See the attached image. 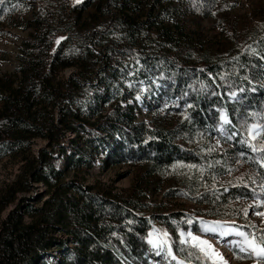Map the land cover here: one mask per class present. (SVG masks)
<instances>
[{
  "label": "trees",
  "instance_id": "trees-1",
  "mask_svg": "<svg viewBox=\"0 0 264 264\" xmlns=\"http://www.w3.org/2000/svg\"><path fill=\"white\" fill-rule=\"evenodd\" d=\"M17 1L3 0L0 16ZM33 1L19 69L0 77V161L11 155L21 162L16 178L0 192V213L19 193L40 183L46 190L39 206L22 211L19 204L0 218V264H47L54 249L61 251L54 264H148L146 238L155 219L157 229H170L174 253L186 256L179 251L185 246L177 226L205 215L149 205L139 185L124 195L68 179L103 154L108 168L143 163L145 179L156 180L157 187L172 174L181 186L170 185L166 197L188 196L208 207L209 218L242 221L230 204L240 195L249 198L254 188L241 193L230 184L225 191L232 157L221 159L211 139L227 142L217 133V109H223L232 121L224 129L236 133L230 139L234 149L225 152L243 153L256 181L264 183V152L239 142L247 139L243 122L264 124V85L257 83L264 71V25L255 43L226 54L183 29L177 0ZM90 8L95 11L85 16ZM130 58L143 77L159 78L157 106L165 98L177 104L167 109L179 116L175 123L137 122L134 107L124 104L135 94L119 60ZM66 69L72 72L62 77ZM237 90L241 98L231 100L227 94ZM37 139L45 145L34 154ZM240 221L236 227L251 232ZM192 264H199L195 256Z\"/></svg>",
  "mask_w": 264,
  "mask_h": 264
},
{
  "label": "rangeland",
  "instance_id": "rangeland-1",
  "mask_svg": "<svg viewBox=\"0 0 264 264\" xmlns=\"http://www.w3.org/2000/svg\"><path fill=\"white\" fill-rule=\"evenodd\" d=\"M182 5L180 15V25L187 32L192 34L199 43L213 44L214 51L222 50L226 54L236 49H246L247 45L255 43V38L258 31L264 25V0H177ZM5 11L0 16V77L4 74H14L19 69V47L23 39L29 33V22L32 20L33 13L36 11V6L33 0H18L16 4H9L4 7ZM141 9H146L142 6ZM94 8H90L85 16L94 12ZM259 29V30H258ZM122 66V71L125 73L126 86L128 90L134 92L133 99L124 103L134 107L137 122H146L147 124L155 123L157 119L165 120L168 123H175L179 117L167 109H172L177 104L168 100L163 101L157 106L158 88L161 82L157 76L155 78L143 77L140 73V64L134 62L135 59L119 60ZM264 65V64H263ZM264 70V66H263ZM72 72V69H66L61 73L62 77H66ZM257 83L264 85V71L260 80ZM17 82L14 81L13 85L16 86ZM143 89V91L141 90ZM254 90V89H253ZM236 93L232 96L231 93L227 94L231 100H239L242 96V90L233 91ZM139 97V99H137ZM1 106V101H0ZM260 124V123H257ZM217 133L225 137L227 142L220 140V137H213L211 145L217 149L216 152L221 156V159L229 157L230 169L229 174L223 178V186L228 189L231 184L237 192H245L246 187H253L254 191L250 192L249 198H242L241 195L230 205L234 208V213H238L243 218L242 221L238 217L228 218H209L206 205H199L188 196H178L177 198L166 197L163 194L164 190L170 185L181 186V183L173 181V175L169 174L161 179L157 187L156 180L145 179L143 163L128 162L123 164H116L110 168L106 167L103 163L105 155L101 156L94 161V165L90 169H82L75 173L68 175L77 177L81 183L85 185H92L94 187L103 186L114 193L126 195L131 189L137 185L147 192L146 202L149 205H163L166 211L179 212L184 211L187 213H201L205 217L198 216L196 221L192 220L191 225L187 224L181 226L180 229L193 231L194 234L201 235L205 239H209L213 247L218 251L227 264H256L255 257L249 255L247 252L239 253L238 249H234L227 241L232 239H239V237H226L220 239L219 237L213 238L210 234L200 232L199 220L205 221L222 220L229 223L238 220L240 225H248L247 227L251 232L260 234L264 231V217L255 215L256 212H264V205L261 201L264 200V183L259 180L256 181V172L248 163L240 158L241 152H235L234 156L225 151H232L234 146L228 133L220 130ZM219 141V143H217ZM184 143V142H181ZM45 145V140L37 139L32 146V152L38 153L39 148ZM186 145V143H185ZM62 159V158H61ZM21 162L14 156L8 155L0 161V192L4 191L7 185L11 184L19 173ZM57 166L63 165V160L56 163ZM230 185V186H231ZM215 187V186H214ZM208 188H205L207 190ZM45 186L40 183L30 192H21L17 200L6 207L1 213L0 218L5 219L8 213L17 207L21 206V210L25 211L26 205L39 206L41 204L40 198L45 195ZM98 190V188H94ZM229 190V189H228ZM227 190V191H228ZM44 200V199H43ZM170 209V210H168ZM202 211V212H199ZM206 212V214H205ZM247 212V214H245ZM25 220L29 221L31 215L27 212H22ZM229 219V220H227ZM157 220H153L152 227L149 229L148 234L152 231L153 227L157 229ZM252 225H255L253 229ZM237 226V224H235ZM172 235L170 229L166 230ZM63 235V234H62ZM177 235L179 233L177 231ZM65 238L66 236L63 235ZM171 242L172 239L170 238ZM179 241V237H178ZM173 243V242H172ZM174 251V248H173ZM61 251L54 249L49 255L46 256L47 264H54L56 259L60 258ZM238 256L243 258H237ZM148 264H174L166 253L157 255V250L149 244V252L147 255Z\"/></svg>",
  "mask_w": 264,
  "mask_h": 264
},
{
  "label": "snow or ice",
  "instance_id": "snow-or-ice-1",
  "mask_svg": "<svg viewBox=\"0 0 264 264\" xmlns=\"http://www.w3.org/2000/svg\"><path fill=\"white\" fill-rule=\"evenodd\" d=\"M3 3V0H0ZM59 43V40H57ZM143 91V89H141ZM212 95H217V93H212ZM232 96L236 93L232 92ZM139 99V97H137ZM192 107V105H189ZM219 112V126L223 134L224 125H229L232 123L229 116L223 109H217ZM241 127H244L247 132V139L240 140L239 142L246 145L252 152H264V124L257 123H247L243 122ZM236 133H231L228 135V139H232ZM256 141V143H253ZM219 143V141H217ZM243 155V153H241ZM186 167L195 168L196 165H185ZM261 167H264V161L261 162ZM246 187V185H245ZM228 189L225 188V191ZM264 205V200L261 201ZM247 214V212H245ZM255 215L264 217V212H256ZM187 224L191 225L193 221L187 219L185 221ZM200 232L204 234H210L213 238L219 237L224 239L226 237H239V239H232L227 241L234 249H238L239 253L247 252L249 255L256 258V264H264V231H262L258 236L253 232H247L235 226L234 222L229 223L222 220L205 221L200 219ZM264 223V220L261 221ZM175 223V221H173ZM255 229V225H252ZM177 231L179 233V244L185 246L180 248V252H186V256L181 258L177 253H174V244L171 242L169 234L163 229H156L153 227L152 231L149 232L147 243L150 244L154 249L157 250V255L166 253L167 258L174 262V264H192V257L195 256L196 261L199 264H227L224 261L222 255L216 251L213 245L210 243L209 239L203 238L201 235L194 234L193 231L182 230L177 226ZM237 258H243L238 256Z\"/></svg>",
  "mask_w": 264,
  "mask_h": 264
}]
</instances>
